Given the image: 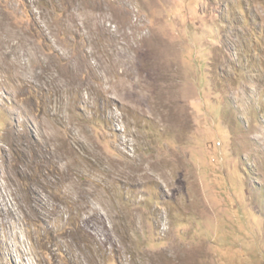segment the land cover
<instances>
[{
    "label": "rangeland",
    "instance_id": "rangeland-1",
    "mask_svg": "<svg viewBox=\"0 0 264 264\" xmlns=\"http://www.w3.org/2000/svg\"><path fill=\"white\" fill-rule=\"evenodd\" d=\"M0 264H264V0H0Z\"/></svg>",
    "mask_w": 264,
    "mask_h": 264
},
{
    "label": "bare ground",
    "instance_id": "bare-ground-1",
    "mask_svg": "<svg viewBox=\"0 0 264 264\" xmlns=\"http://www.w3.org/2000/svg\"><path fill=\"white\" fill-rule=\"evenodd\" d=\"M125 53V52H124ZM134 92V91H133Z\"/></svg>",
    "mask_w": 264,
    "mask_h": 264
}]
</instances>
